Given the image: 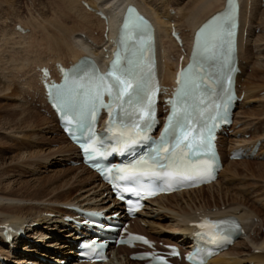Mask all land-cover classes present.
Instances as JSON below:
<instances>
[{"label": "bare ground", "instance_id": "1", "mask_svg": "<svg viewBox=\"0 0 264 264\" xmlns=\"http://www.w3.org/2000/svg\"><path fill=\"white\" fill-rule=\"evenodd\" d=\"M55 1L57 4L54 3V5H52L53 3L51 2L52 4L50 5L51 6L50 11L52 12V16H50V13H48L46 10L43 9L44 7L43 8L39 7V11L38 12L36 11L37 16L35 18H32L31 20L28 19L30 21L26 23L27 25L18 23L23 28V31H20L18 33L29 34L31 32V35L35 36V38L32 37L33 40L31 42H27L25 38H22V36L14 37L15 35L11 34L12 31H15L14 28L11 29V31L6 36H4L5 34L4 30L7 27L3 29L2 33H0L2 34L1 38L6 37L5 39L3 38L5 41L3 40L4 43H3L2 52L0 53V63L5 64L3 63L4 62L3 59L5 60V55L3 56V52H6V53L9 52L7 53L9 54V57L8 59L6 58L5 60V62L8 63L9 66H7L8 64L5 65L7 68L4 70L8 71V75L10 77L9 79L13 81L14 80L17 81V79L18 80L24 79V80H21V81H24V83H22L20 87L18 88L17 86L15 87L16 92L17 94L19 93V95H21L20 91L23 92L24 90L28 92L27 95L31 97L32 102L35 98L39 99V96L37 94L39 93V90L41 87H40V84L38 83V80H37L38 76H37V73H35V70L41 67L42 65L53 67L56 62H60L64 65H69L68 62L70 64H73L74 62L78 61L79 58L85 56V57H89L93 59L96 63H98L100 67H102V70H105L107 63L111 58V54L115 50V38L117 35L118 27L120 25L123 13L125 9L127 8V6L129 5H133L139 8V10L145 16H147L151 21H153V23L156 25L157 39H158V45H159L160 55H161L160 60L161 62L163 61L162 66L160 64V77L162 79L163 84L168 85V84L173 83L175 70L177 66V59L179 58L178 52L180 51V48H178L174 44L172 39L170 38V27L169 26L172 23H174L177 30L181 34L182 43H183L182 49H184V51L187 53L186 59H185V63H186L188 61L189 52L192 46V39H193V35L196 29L210 16H212L216 12L223 10L225 7V2H226V0H191L192 2L188 7L189 11L187 13H183L184 11L183 9L181 8L176 9V7L171 5V4H174L172 0H155V1L152 0L150 2H148L147 0H96L95 3H92L89 0H54V2ZM257 1L261 2L262 0H237L239 4V22L241 23V29H240L241 33H240L239 42H238V51H239L240 60H244V53L242 52L244 49V46H247L249 42L252 40V36H255V30L257 28L262 27V26H253L254 21H255L254 19L260 14V12H258V9L256 8ZM83 2L87 3L88 9H86L82 5ZM258 6H260V4H258ZM45 9L49 10V7ZM98 11L101 12L103 16H97ZM261 14L262 16L260 17L259 21H264V12H262ZM15 24L16 23H14L13 25ZM262 25L264 26V24ZM94 28H96L97 30L98 29L101 30L100 32H101L102 38H103V33L106 31V37L102 39V41L103 40L105 41L102 45L104 46V49L102 46L99 47V49H97L96 44H94L96 41L90 38V33L93 32L92 29ZM262 29L263 28H261V30ZM262 32H264V30H262ZM260 38L262 41H264V36L259 37L258 39ZM90 40L92 42L94 41L95 42L92 43ZM7 44L8 45L12 44V46L11 45L9 46V47H12V49L8 47L9 51H7V47H6L8 46ZM14 46L16 47L13 48ZM262 53L263 52H261V54ZM260 57H264V56L262 55ZM174 58L176 59V61L173 60ZM48 62H52V64L50 65L48 64ZM259 66L264 67V65H259ZM19 73L22 74L20 78L15 76V74L17 75ZM238 79L240 80V77H238ZM4 85L5 86L3 88L0 87V93L1 92L4 93L5 91L7 93H12V91L14 90L13 89L14 87L11 88V85L9 83H6ZM258 88L256 87L254 89H251V88L247 89L246 87L244 89V93H243L244 102L241 104V106H245L247 104H251V102H254L255 94H257L256 92L260 93L261 91V89L259 88L258 90ZM29 91H32V94H29ZM261 92H264V90ZM261 97L264 98V93L261 95ZM43 101H44L43 98L40 97V100L38 102L41 103ZM17 108L21 109V111L19 113H16L15 115L18 117L20 123L22 124L25 123L26 121L27 123H32L34 119H36L37 123L47 124L49 122V121L46 122L45 118L39 119L37 117L38 116L37 114L33 113V111L30 110L29 108L25 106L23 107V105L18 106ZM19 109H17V111ZM17 117L16 118L10 117L12 119L11 121H13L14 119V122H15ZM54 127H55L54 129H57L56 125H54ZM54 129H52V132L55 131ZM0 130L2 131L5 129H0ZM11 131H8V133L5 131L6 136L5 134L3 136L0 134V136H2V138H0V141H1L0 146L8 145L12 147L16 145V143L17 144L20 143V146H21L22 144H24V141L27 140V137H25L24 139V136H23L22 140L18 139L16 140V143L15 142L12 143V140L8 139L9 138L8 135L9 133H11ZM253 138L254 137H252L251 140L249 141H244V143H250ZM60 139H62L64 143L66 144V147H65L66 151L71 152L75 156L77 154L76 149L65 140L63 135H60ZM30 144L32 145V142H30ZM16 150L18 151L19 148H17ZM27 150H28V147H27ZM29 150H31V148ZM66 151H60V152L64 153ZM31 157L33 158V156H30V158ZM41 158L42 159L37 160L38 164L40 163L44 164L45 162L43 161L47 160V159L44 160L43 157ZM46 158H50V157H46ZM15 160H19L16 162V164L19 163L20 167L22 164H25L24 162L20 163V157L13 159L12 162H14ZM34 164H31V165L33 166ZM236 164H240V161H234V162L227 163V165H236ZM5 165H6V159L0 158V177L2 175L6 177L7 168H10V167H6ZM31 165H30V168H32ZM3 166H5L6 168L2 169ZM38 166L36 165L37 168ZM11 168L13 169L16 167H11ZM80 169L83 172L84 176H88V178L86 177L84 178V176H81V177L78 176L76 178H73L75 179L74 182L78 184V186L80 187L84 185L80 189L83 188V190H85L84 189L85 187V188H88V190H85V192L83 193L84 194V196H82L83 198L76 197L74 200L73 199L69 200L68 194L66 193L64 194V192L53 194L58 189L60 188L62 189L64 186H66L65 185L67 184L66 182H64L63 185H58L57 187L51 185L52 186V187L50 186L51 188H48L51 181H49L45 185L39 184L36 186L31 185L29 181L19 182L16 185L11 186V187L8 186L9 184L3 187L0 185V256H3L5 254L10 255V252L8 248L6 247V245L4 244L3 238H2V226L4 224H7L11 226L12 228L14 226L23 227L24 225H26L27 229L30 230L31 223L34 222V223H37V225H41V228L33 230L34 232L36 231L35 236H37V239L40 238L41 236L42 237L46 236L45 232H43V230L45 229L46 231H48L47 232L48 236H50L51 238L52 236L58 238L60 236V235L58 236V234L64 231L63 229L64 225L62 224L63 220L56 219V218L52 219L48 217H42L43 214L45 215L50 214V213L61 214L59 213L61 212L58 208L59 205L76 204V205H81V206H84V205L91 206L87 204V203H91L90 202L91 199L96 200V198H99V196L104 194V192H101L102 186L100 184H98L97 186L96 185L91 186L90 183L88 184L89 180H94V182L95 180L98 181L96 176L84 167H80ZM30 172H33V169H30ZM225 174H226V165L223 168L222 172L220 173L215 184H212L210 186L203 187V188H200L194 191L183 192L179 194L170 195L167 197H160L156 201L150 203L149 207H158L157 210H155L156 211L155 213L160 214V211L171 213L174 219H176L177 221L176 224L174 222V225H169L165 227V230L160 231V233H162L161 239L163 241L165 242L174 241L175 243H177L178 240L174 238L175 236H173V233L187 232L189 230L187 227L188 222L197 217V214L194 211L189 213L184 208H182L181 211L180 210L175 211L171 203L168 204L169 207L167 206V208L164 206L163 203L169 199H173V198H178V199L183 198L184 199V197H189L192 194L201 193L204 190L213 189L214 187L218 186V184L220 183L219 182L220 178L224 177ZM227 188L229 189V187ZM228 192L229 191L225 192L224 195L228 194ZM243 192L246 193L245 191H242V193ZM67 193L69 192L67 191ZM50 194L52 195L51 199L45 200L46 196H49ZM85 195H87V197H85ZM100 202H101V207H98L97 204H94L95 206L93 208L105 209L109 206L108 204L105 205V202H107L106 198H102ZM176 205L177 203L175 204V206ZM233 205L225 207L223 210L219 208L220 211L214 212V213L213 212L210 213V211L209 212L206 211V208H209L210 210L211 207H208L206 205H201L200 208L201 207L202 208L205 207V208L202 209L201 212L198 214L205 215V216H214L211 218H217L219 216H233L239 219L242 225L244 226V236L243 237L244 238L246 237V241L243 242L244 249L246 251H249V253L252 250L253 252L258 251V255L254 253L253 254L251 253L249 257L248 255H245L244 261L247 262L248 264H264V238L263 239L257 238L260 236V231H262L261 229L264 228L262 227L264 226V221L261 220L263 224L254 222L253 221L254 215H252L250 212H246V210L239 211L237 207L238 205L237 206L236 205L233 206ZM213 208H216V206H214ZM26 209L29 210L30 214L24 215L22 213ZM147 214L148 213L144 212V213H141L140 215L147 216ZM148 215L151 217L152 213ZM156 216H159V215H156ZM160 217H163V216H160ZM42 225H45L46 227L45 226L43 227ZM150 225H153V223H150ZM135 229L136 231L140 233H145L144 230L137 229L136 226H135ZM169 232L171 233L170 235L167 234ZM251 234L253 235V238L255 239L250 237ZM70 235L72 236L71 233L69 234V236ZM29 238H32V237L29 236ZM57 242L58 240H54L50 244L45 243V246L47 248H52L51 246H54L55 248V246H58L59 249L68 247L66 246L65 243L57 244ZM240 242H236L234 246L228 250V252L224 253L220 257L215 258L214 260L210 262V264H240L241 259L238 254H237L238 257L237 256L232 257V255H234L233 251L236 249L238 245H240ZM27 245L28 244L25 243L24 247H26ZM249 245L251 247H249ZM28 247L27 249L31 248L29 249L28 252H37L38 250H40L38 249V246L36 245L30 246L29 248ZM43 252L44 251L41 250V253ZM123 253H126V250L124 248H119L115 252L116 256L118 254H123ZM15 256L18 257L20 261L19 263H27L28 261L33 260V259H27V256H24L20 253H16ZM126 260H127V257H124V264H130Z\"/></svg>", "mask_w": 264, "mask_h": 264}, {"label": "snow or ice", "instance_id": "2", "mask_svg": "<svg viewBox=\"0 0 264 264\" xmlns=\"http://www.w3.org/2000/svg\"><path fill=\"white\" fill-rule=\"evenodd\" d=\"M228 5L229 11L214 16L200 29L197 36L198 52L194 54V59L199 55L200 61L195 65H189L188 70H182L179 74L178 88L174 98L168 102L171 111L159 138L151 141L152 146L146 156L130 166L116 169L120 174L118 179L128 181L136 179L137 176L178 175L192 156L211 154L214 122L223 118V113L227 112V101L231 100V95H227L223 103H216L211 99L216 94L215 89H209L204 83V77L200 75L203 71L201 62L209 57L218 61L221 72L225 73L226 79L231 82V72L234 70L231 67V60L235 18L232 0H228ZM129 12L132 13V10L129 9ZM147 27V22L138 15L134 18L130 15L125 22L126 29L137 33H143ZM225 45H227L226 50ZM153 75L151 61L144 56V49L141 47L131 59L126 56L121 57L117 53L110 70L104 75L93 73V78L99 83L90 100L80 99L81 93L78 89L82 85L78 83L81 79L79 76L71 81L69 87L59 92L62 108L71 115L67 123L71 125L75 121V127L80 132V136L72 133V137L74 140L84 138L80 147L88 160L107 155L106 150H100V147H103V140L96 137L91 123L96 119L98 108L108 109L109 121L106 131L111 134L108 138L117 145L128 147L151 140L148 133L156 125L154 97L158 91L153 84ZM228 91V88L223 89L224 93ZM105 94L110 98L107 104L102 101V96ZM96 167L100 170L98 165ZM166 169L168 171H165ZM108 171L112 170L108 169ZM125 190L131 191V189ZM129 211L133 209L130 208ZM198 227L205 228L209 225L202 223ZM238 228V225L233 226V230ZM197 235L201 239L207 237L208 243L217 246L230 240V232L219 228L215 234L197 233ZM135 239L145 244L149 243L143 237H135ZM171 254L178 255L175 250ZM157 259L160 264H167L163 258L157 257ZM188 259L195 260L196 256L190 254ZM198 264H203V261H199Z\"/></svg>", "mask_w": 264, "mask_h": 264}, {"label": "rangeland", "instance_id": "3", "mask_svg": "<svg viewBox=\"0 0 264 264\" xmlns=\"http://www.w3.org/2000/svg\"><path fill=\"white\" fill-rule=\"evenodd\" d=\"M89 1L92 3H95L96 0H89ZM147 1L150 2L152 0H147ZM172 2L174 4H171V5L176 7V9L181 8L184 10L183 13H187L189 11L188 7L192 1L191 0H172ZM259 2L260 1H257L256 8L258 9V12H260V14L254 19L255 21H254L253 26H262L260 28H263L262 30H264V26L262 25L264 24V21H259L260 17L262 16L261 13L264 12V0H262V2L260 3ZM54 3H56V1L54 2V0L53 1L51 0L50 1L48 0H0V33H2L3 29L7 27L4 30L5 31L4 36H6L11 31V29L14 28L15 26L13 25L14 23L16 24L28 23V21H30L32 18H35L37 16L36 14L39 11V7L40 8L44 7L43 9L46 10L48 13H50V16H52V12L50 11L51 10L50 5L51 4L54 5ZM258 4H260V6H258ZM47 7H49V10L45 9ZM262 30L260 31V33L255 32V36H252V40L249 42L247 46H244V49L242 51L244 53V60H242L243 73L242 75H240V86L242 87V89H245L246 87L247 89L248 88L254 89L256 87L257 88L259 87L261 91L264 90V67L259 66V65H264V57H260L262 55L264 56V41H262L261 38L258 39L259 37L264 36V32H262ZM92 31L93 32L90 33V38H92L96 42L94 41L95 42L94 43L91 40L90 41L96 44L97 49H99V47H101L103 43L105 42L104 40L102 41L103 38L100 32L101 30L99 29L97 30L96 28H94L92 29ZM11 34L15 35L14 37L22 36V38H25V40H27V42H31L33 40L32 37L35 38L34 35H31V32L29 34H20L17 31L16 32L12 31ZM1 37H2V34H0V40H2L0 41V50H1L0 53L2 52V49H3V43H4L3 40L6 38V37H3L4 38L3 39ZM10 45L12 46V44H9L8 46H6L7 51H9V48L12 49V47H9ZM15 47L16 46H14L13 48ZM102 47L104 48V46ZM261 52L263 53L261 54ZM7 53L3 52V56L5 55V60L6 58L8 59L9 57V54ZM5 60L3 59L4 61L3 63L5 64L0 63L1 64L0 65V69H1L0 70L1 72L0 73L1 75L0 76V80H1L0 87L3 88L5 86L4 84L9 83L11 85V88L14 87L13 88L14 90L12 91V93H7L6 91L4 93L3 92L0 93V129H5L2 131L0 130V134L3 136L5 134V131L8 133V131L12 130L11 133H9L8 135L9 138L7 136L9 140H12V143L14 142L16 143V140L18 139L22 140L23 136H24V139L25 137H27V140L24 141V144H22L21 146H20V143L18 144L16 143V145L12 147L8 145L0 146V158H5L6 159L5 166L10 167V168H7L6 177L3 175L1 176L2 178L0 177V185L3 187L9 184L8 186L11 187V186L16 185L19 182L29 181L31 185L36 186L39 184L45 185L46 183L51 181L50 185L48 186V188H51L52 186L57 187L58 185H63L64 182H66L67 183L65 184L66 186H64L62 189L61 188L58 189L53 194L64 192V194L65 193L68 194L69 200L71 199L74 200L76 197L78 198V197L84 196L83 193L85 192V190H88V188L84 187L85 190H83V188L80 189L84 185H82L81 187L78 186V184L74 182L75 179H73L78 176L79 177L84 176V174L81 171L79 166L77 167V166H73L69 164V160L74 159L75 157L71 152L66 151L65 149L66 144L64 143L62 139H60V133L58 132V129H54L55 128L54 125H56L54 118L50 116L49 114H44L43 112H41L38 108L39 104L37 103L36 98L32 102L31 97L27 95L28 92L23 90V92L20 91L21 95H19V93L17 94L15 87L16 86L17 88L20 87V85L24 83V81H21V80H24V79H20V80L17 79V81L16 80L13 81L9 79L10 77L8 75V71L4 70L7 68L5 65L8 64L5 62ZM7 66H9V64ZM15 76L20 78L22 74L21 73L17 75L15 74ZM261 91L260 93L256 92L257 94H255L254 102H251V104H247L245 106H240L238 108V110L236 111V119L237 121H239V125H242V127L240 126L238 131H242V132L244 131L247 133L246 134L247 136L250 135L251 138L254 137V139L261 138L263 141V145H264V98H262L263 96L261 97V95L264 92H261ZM29 94H32V91H29ZM22 105L23 107L25 106L29 108L30 110H32L33 113L37 114L38 115L37 117L39 119L45 118L46 122L49 121L51 123L49 122L47 124L37 123L36 119H34L32 123H27V121L26 122L24 121L25 123L23 124L20 123L18 117L15 114L21 111V109L17 107L22 106ZM16 108L19 110L17 111ZM10 117L12 118L17 117L18 120L16 119L14 122V119H13V121H11L12 119ZM52 129H54L55 131L52 132ZM2 136H0V138H2ZM245 140H249V139H245ZM235 141L236 140H233V139L224 141L225 142L223 143L224 149H227V147L230 144H234ZM30 142H32V145L30 144ZM27 147H28V150H27ZM17 148H19L18 151L16 150ZM30 148L31 150H29ZM60 151H66V152L62 153ZM30 156H33V158L32 157L30 158ZM17 157H20V163L21 162L25 163V164H22L21 167L19 166V163L16 164V162L19 160H15L14 162H12L13 159ZM41 157H43L44 160L47 159L46 161H43L45 162L44 164L37 163L38 162L37 160L42 159ZM46 157H50V158H46ZM31 164H34V165L32 166ZM30 165L32 168H30ZM36 165L37 166L39 165L38 168L36 167ZM5 166H3L2 169H5L6 168ZM11 167H16V168L12 169ZM30 169H33V172H30ZM85 177L88 178V176H84V178ZM219 182L220 183L218 184V186L214 187L213 189L204 190L201 193L192 194L189 197H184V199L183 198L169 199V200H166V202H164L163 204L167 208V206L169 207L168 204L171 203L175 211H178V210L181 211L182 208H184L185 210H187V212L191 213L193 211L198 210V208L201 209L202 208V207L200 208L201 205H206L208 207H211V209H213L214 211V208H213L214 206L219 207L221 210H223L224 207L231 206L234 203L233 206L238 205L237 207L239 211L246 210V212H250L252 215H254L253 220L257 221L256 223L263 224L261 220L264 221V160H249V161H243V162L240 161V164H236V165H227L226 163V174L224 175V177L220 178ZM89 183L91 184V186L96 185V182H94V180H89L88 184ZM227 187H229V189ZM226 190L229 192L228 194L224 195L225 192H227ZM67 191L69 193H67ZM242 191H245L246 193L244 192L242 193ZM49 196H46L45 200L51 199L52 195L50 197ZM85 197H87V195H85ZM92 202L94 201L92 200ZM176 203L178 206L177 205L175 206ZM157 208L158 207H154V208L152 207L151 208L152 211L150 212H152L153 214L150 218L147 217L148 220H150L153 223V225L149 226L148 228L142 227L145 229V232L148 235L152 236L155 239L159 238L158 235H162L160 231L165 230V227L169 225H174V222L175 224L177 223L176 219H174L171 213L164 212V211H160V214L155 213L156 212L155 210H157ZM22 213L24 215L30 214L28 209H26ZM156 215H159V216H156ZM160 216H163V217H160ZM42 226L44 227L45 225H42ZM263 229L264 228L261 229L262 231L259 230L260 236L257 237L258 239L264 238ZM45 230H43V232H45L46 236L44 237L46 238L48 236V233ZM28 233H30L29 235L34 236L33 241L37 242L41 246H43V244L45 243H49L50 241H51L50 243H52V240L54 239V238H50L49 240L46 241L45 238L42 236L36 239L37 238V236H35L36 233L34 232L32 233L28 232ZM65 234L66 233H63V232L58 234V236L60 235L58 239L62 243L66 241ZM250 237L253 238V235L251 234ZM244 241H246V237L245 238L243 237L242 239L238 241L240 242V245L236 247V249L233 251L234 255H232V257L237 256V254L239 255L241 259L240 264H248L247 262L244 261L245 255H248V257L250 256L251 253L258 255L257 251L253 252L252 250L250 251V253L249 251H246L244 249V243H243ZM51 247H54V246H51ZM249 247L251 246L249 245ZM11 260L13 259L11 258L10 261Z\"/></svg>", "mask_w": 264, "mask_h": 264}]
</instances>
